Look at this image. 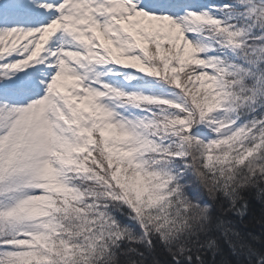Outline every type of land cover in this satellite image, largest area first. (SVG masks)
<instances>
[{"label":"snow or ice","instance_id":"obj_1","mask_svg":"<svg viewBox=\"0 0 264 264\" xmlns=\"http://www.w3.org/2000/svg\"><path fill=\"white\" fill-rule=\"evenodd\" d=\"M0 264H264V0H0Z\"/></svg>","mask_w":264,"mask_h":264},{"label":"trees","instance_id":"obj_2","mask_svg":"<svg viewBox=\"0 0 264 264\" xmlns=\"http://www.w3.org/2000/svg\"><path fill=\"white\" fill-rule=\"evenodd\" d=\"M255 231H256L257 233H259V232L261 231L260 226H259L258 224H257L256 227H255Z\"/></svg>","mask_w":264,"mask_h":264}]
</instances>
